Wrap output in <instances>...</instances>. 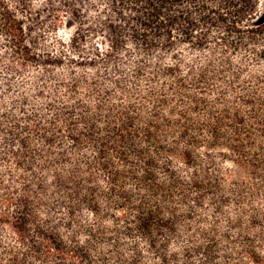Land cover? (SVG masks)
<instances>
[{"label":"trees","instance_id":"trees-1","mask_svg":"<svg viewBox=\"0 0 264 264\" xmlns=\"http://www.w3.org/2000/svg\"><path fill=\"white\" fill-rule=\"evenodd\" d=\"M0 264H264L261 0H0Z\"/></svg>","mask_w":264,"mask_h":264},{"label":"rangeland","instance_id":"rangeland-1","mask_svg":"<svg viewBox=\"0 0 264 264\" xmlns=\"http://www.w3.org/2000/svg\"><path fill=\"white\" fill-rule=\"evenodd\" d=\"M262 8L264 9V0H261Z\"/></svg>","mask_w":264,"mask_h":264}]
</instances>
